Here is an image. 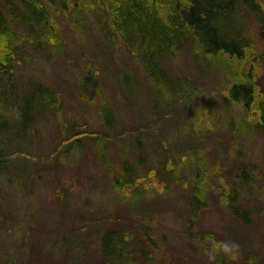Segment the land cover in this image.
<instances>
[{"label": "rangeland", "instance_id": "obj_1", "mask_svg": "<svg viewBox=\"0 0 264 264\" xmlns=\"http://www.w3.org/2000/svg\"><path fill=\"white\" fill-rule=\"evenodd\" d=\"M56 13L62 45L28 55L16 67L13 82L0 78V109L9 115L17 117L21 96L34 84L52 89L59 100L56 110L33 124L30 146L6 152L15 171L0 178V260L111 264L101 253L100 235L120 230L135 240L149 239L146 251L154 260L142 262L137 251V264H264V134L237 136L226 130L231 118L241 113L240 108L218 105L229 84L220 74L200 75L184 54L162 62L196 90L189 103L180 98L189 110H180L175 126L163 129L149 108L155 92L150 87L147 97V79L120 40L103 34V24L93 18L84 27L81 19L74 25L76 14L69 20L65 13ZM245 18L255 48L253 81L263 90L264 23L246 13ZM89 68L96 87L92 94L82 83ZM124 71L137 80L133 100L121 84ZM102 102L116 111L111 134L103 127ZM211 104L216 105L210 113ZM71 126L86 128V136L66 134ZM95 136L111 138L97 145L106 152L97 149L94 140L100 138ZM77 138L81 148L68 152V143ZM138 140L140 152L135 151ZM128 154L142 156L144 167L137 171L145 176L153 167L159 172L165 161L175 180L162 185L142 176L145 192L138 207H147L149 214L133 212L125 197L112 190ZM241 171L248 173V183L240 180ZM196 173L210 188L193 212L188 182ZM232 193L235 206L248 211L249 225L228 208L225 196ZM226 239L233 244L224 245Z\"/></svg>", "mask_w": 264, "mask_h": 264}, {"label": "trees", "instance_id": "obj_2", "mask_svg": "<svg viewBox=\"0 0 264 264\" xmlns=\"http://www.w3.org/2000/svg\"><path fill=\"white\" fill-rule=\"evenodd\" d=\"M57 8L60 11H56ZM243 11L256 23H264V0H0V78L13 82L16 67L26 61L28 55L62 45L54 12L65 13L69 20L76 14L74 25L81 19L86 27L87 21L93 18L98 25L103 24L100 27L103 34L115 35L136 60L147 79V97L150 87L155 92L156 99L148 102L161 128L175 126L173 122L181 117L179 111L189 110L183 107L181 99L189 103L196 91L161 66L162 62L184 54L196 64L200 75L209 74L213 78L220 74L229 84L226 95L218 97V105L240 108L241 113L239 118H231L226 130L237 136L264 134V89L257 90L253 81L255 48ZM93 73L89 68L82 79L83 90L90 94L96 91ZM121 81L125 96L133 100L139 91L137 80L124 71ZM26 93L17 105V117L0 109V178L15 171L6 152L30 146L31 129L37 118L56 110L59 105L55 91L42 84L32 85ZM212 105L216 104L210 105V113ZM100 111L104 129L108 134L113 133L116 111L108 109L105 102ZM142 113L139 110L138 115ZM85 131L84 127L71 126L66 134L86 136ZM98 138L99 141L94 140L97 149L106 152V148L97 145L111 138ZM79 143L78 138L71 140L67 151L79 150ZM136 143L135 151L140 152L141 140ZM126 158L112 190L125 197L133 212L149 214L147 207L144 210L138 207L145 192L144 178L154 177L158 184L165 185L175 181L172 172L166 170L164 161L159 172L153 167L145 176L137 171L144 167L142 156L135 159L128 154ZM239 178L248 183L249 175L241 171ZM188 185L193 188L190 208L194 212L205 201L210 184L196 173ZM233 195L225 196L228 208L242 224L249 225L248 211L235 206L237 198ZM99 245L102 255L111 264H137V251L142 262L154 260L146 251L151 246L145 236L135 240L127 232L106 230L100 235ZM0 264L6 263L0 260ZM8 264L22 263L13 260Z\"/></svg>", "mask_w": 264, "mask_h": 264}, {"label": "clouds", "instance_id": "obj_3", "mask_svg": "<svg viewBox=\"0 0 264 264\" xmlns=\"http://www.w3.org/2000/svg\"><path fill=\"white\" fill-rule=\"evenodd\" d=\"M238 243V241H237ZM224 245H227V246H231L233 244V241L231 239H226L224 242H223ZM214 258V257H212Z\"/></svg>", "mask_w": 264, "mask_h": 264}]
</instances>
